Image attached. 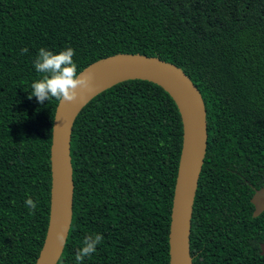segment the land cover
Listing matches in <instances>:
<instances>
[{
    "label": "trees",
    "instance_id": "1",
    "mask_svg": "<svg viewBox=\"0 0 264 264\" xmlns=\"http://www.w3.org/2000/svg\"><path fill=\"white\" fill-rule=\"evenodd\" d=\"M42 47L74 48L78 72L117 53L180 67L207 122L193 264H264V211L253 217L250 202L264 185V0H0V264H34L48 225L58 100L29 95ZM182 143L179 108L152 81L127 79L89 100L72 126V220L57 264H76L96 234L82 264H169Z\"/></svg>",
    "mask_w": 264,
    "mask_h": 264
},
{
    "label": "water",
    "instance_id": "2",
    "mask_svg": "<svg viewBox=\"0 0 264 264\" xmlns=\"http://www.w3.org/2000/svg\"><path fill=\"white\" fill-rule=\"evenodd\" d=\"M90 77L87 88H79L72 102L56 105L50 145V204L43 244L34 264H57L63 252L72 220L73 178L70 141L73 123L81 109L101 91L127 80L145 79L163 87L176 102L183 121V143L173 192L168 245L169 264H193L189 236L194 197L207 146L206 108L192 80L175 64L156 56L117 53L98 59L80 72ZM113 82L106 84L109 80ZM250 202L253 217L264 211V185ZM63 231L65 243L57 240ZM264 255V242L260 244Z\"/></svg>",
    "mask_w": 264,
    "mask_h": 264
},
{
    "label": "clouds",
    "instance_id": "3",
    "mask_svg": "<svg viewBox=\"0 0 264 264\" xmlns=\"http://www.w3.org/2000/svg\"><path fill=\"white\" fill-rule=\"evenodd\" d=\"M25 48L22 52H27ZM75 50L67 47L60 52L40 48L34 61V67L38 73L43 74L41 79L36 80L32 85L30 98L36 97L40 103L45 99L55 98L61 102H72L78 95L79 88H87L90 83V77L78 73V65L74 61ZM30 213H34L37 204L30 197L25 202ZM59 243H65V234L63 231L57 233ZM103 240L101 234L94 237L89 235L85 237L83 247L77 249L75 254L76 264H82L85 257L91 256L97 250V245Z\"/></svg>",
    "mask_w": 264,
    "mask_h": 264
},
{
    "label": "bare ground",
    "instance_id": "4",
    "mask_svg": "<svg viewBox=\"0 0 264 264\" xmlns=\"http://www.w3.org/2000/svg\"><path fill=\"white\" fill-rule=\"evenodd\" d=\"M115 79H111V80H109L106 84H109V83H111V82H113Z\"/></svg>",
    "mask_w": 264,
    "mask_h": 264
}]
</instances>
